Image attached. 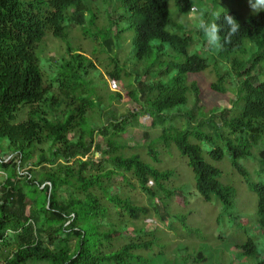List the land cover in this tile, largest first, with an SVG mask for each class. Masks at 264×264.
<instances>
[{
	"label": "trees",
	"instance_id": "obj_1",
	"mask_svg": "<svg viewBox=\"0 0 264 264\" xmlns=\"http://www.w3.org/2000/svg\"><path fill=\"white\" fill-rule=\"evenodd\" d=\"M170 1L180 13L188 14L201 0L121 3L133 21L136 61L152 56L154 42L168 45L175 55L186 58L183 63L171 62L157 75L174 73L168 82L149 80L148 71L136 76L138 87L134 96L139 94L145 101L144 113L151 118V126L162 125L164 113L181 111L180 107L188 104L189 90L195 93L194 109L186 112L189 125L201 110L199 88L196 83L188 87L187 77L205 71L208 61L188 56L191 35L168 32L172 25ZM84 13L83 0H0V141L5 139L9 150L0 154V171L6 174L5 181L0 183V251L5 254V264H128L140 259L137 252L152 248L154 240L140 242L137 236L114 250V243L129 232L114 228V216L107 204L119 217L138 219L148 212L120 196L121 188L113 183L116 172L119 170L124 178L131 174L150 200L156 199L150 180L166 199L182 193V189L165 188L164 182L174 176L173 171H158L138 155L112 158V170L100 162L95 165L92 157L83 160L93 145L94 131L105 138L104 146L95 144L94 148L104 152L116 146L115 137L126 130L128 119L95 129L88 119V112L95 108L93 100L85 96V90L77 83L79 73L83 71L86 76L96 69L95 64L68 48V58L60 60L56 77L46 82L36 50L48 35L64 38L67 22L82 26ZM228 13L237 19L241 30L219 50L216 66L230 55L242 52L246 42L260 49L247 63L234 61L230 71L220 73L218 83L212 85L213 91L225 95V83L237 80L235 111H222V127L213 123L216 135L200 126L164 127L161 133V141L167 146L173 144L187 160L195 190L202 200L211 202L212 196H216L227 207L234 201V190L220 182V170L206 160L199 143L211 144L210 156L219 162L225 157L224 150L216 145L220 139L226 144L233 168L243 177L248 176V171L240 160L252 156L258 147L264 173V82H256V72L264 62V11L250 20H243L235 11ZM217 23H224L223 13ZM221 35L223 39V29ZM104 46L111 54L113 41L104 40ZM109 60L114 69L108 73L112 79L121 80L122 74L131 77L117 59ZM25 111L27 118L19 121ZM232 112L235 115L229 118ZM147 152L157 160L151 144ZM27 167L30 169L22 175ZM250 189L257 194L258 211L264 217V184H252ZM241 248L245 255L255 253L253 242Z\"/></svg>",
	"mask_w": 264,
	"mask_h": 264
},
{
	"label": "rangeland",
	"instance_id": "obj_2",
	"mask_svg": "<svg viewBox=\"0 0 264 264\" xmlns=\"http://www.w3.org/2000/svg\"><path fill=\"white\" fill-rule=\"evenodd\" d=\"M121 3L122 0H83L84 24L77 26L67 22L64 38L48 35L36 50L46 82L56 77L61 68L60 60L67 57L68 48L95 64L96 69L89 71L86 76H83L81 71V78L77 82L85 90V96L93 100L95 108L88 112V119L95 129L110 122L128 119L126 130L115 137L116 146L104 152H97L94 148L95 144L100 147L105 144L101 132L94 131L93 145L83 160L92 157L95 165L100 162L107 170H112V158L138 155L143 162L158 171L174 172V176L164 182L166 189H182L178 197L166 199L163 192L156 189L150 180L149 185L156 193V199L150 200L131 174L125 175L126 181L118 170L113 183L121 188L120 196L129 198L135 205L147 209L148 212L138 219L119 217L112 205L107 204L114 216V228L126 229L129 232L127 237L114 243V250L117 251L140 236V242L154 240V245L149 250L137 252L136 256L140 259L130 260L128 264H259L264 261V217L258 211V196L250 189L252 184H264V173H261L258 156L259 148L255 147L253 155L249 158L240 160L241 166L248 171V176L243 177L233 168L226 144L220 139L216 145L224 150L225 157L219 162L212 160L210 156L213 149L211 144L199 143L206 160L220 170V182L234 190V201L227 207L216 196H212L211 202L202 200L195 190L193 174L187 160L179 154L173 144L167 146L161 141V133L164 127L188 126L193 129L200 126L206 132L216 135L213 123L222 127V111L235 109L237 80L231 84L225 83V95L213 91L212 85L218 83L220 73L230 71L234 61L247 63L259 54L260 49L246 42L242 52L230 55L216 66L219 50L213 53L205 50L203 34L197 29L195 22L188 20L194 13H180L175 3L170 1L169 14L172 25L168 27V32L180 36L191 35L192 43L188 56H198L208 61L205 71L187 77L188 87L196 83L199 88L201 110L189 125L186 112L194 109L195 102V93L189 90L188 104L180 107L181 111L164 113L163 124L151 126V118L144 113L147 107L145 101L139 94L137 98L134 96L138 87L134 81L136 76L148 71L151 74L149 80L168 82L174 73L164 77L157 75L171 62L183 63L186 58L175 55L168 45L154 42L152 56L141 62L136 61L133 49V21ZM194 9L203 11L205 19H208V14L213 11L221 14L225 10L235 11L243 20H250L263 12L253 15L248 0H201L195 3ZM119 32L122 34L117 37ZM104 40L113 41L111 54L104 46ZM109 58L117 59L125 73L131 77L122 74L121 80L112 79L108 73L114 69ZM256 75V82H264V62L258 67ZM144 81L145 78H142V82ZM55 90L57 92V89ZM95 95L97 97H94ZM234 115L232 112L229 118ZM26 118L27 111L20 115L19 121ZM7 144L5 139L0 141V147L3 148L0 154L9 153ZM150 144L156 152L157 160L147 152ZM72 163L71 161L70 164ZM29 169L30 167H27L21 174L25 175ZM5 178V172L0 171V183H3ZM139 231L142 233H138ZM249 242H253L255 253L245 255L241 247ZM0 264H5V254L1 251Z\"/></svg>",
	"mask_w": 264,
	"mask_h": 264
},
{
	"label": "clouds",
	"instance_id": "obj_3",
	"mask_svg": "<svg viewBox=\"0 0 264 264\" xmlns=\"http://www.w3.org/2000/svg\"><path fill=\"white\" fill-rule=\"evenodd\" d=\"M253 15L264 11V0H248ZM194 15L189 16L190 22H195L197 29L203 34L204 48L206 51L213 53L223 48L224 44L231 42V37L241 30V25L237 19L228 13L223 12V24H218L221 12L213 11L205 19V13L199 9H190ZM223 29V39L221 30Z\"/></svg>",
	"mask_w": 264,
	"mask_h": 264
}]
</instances>
